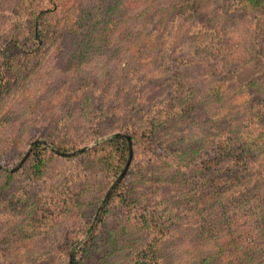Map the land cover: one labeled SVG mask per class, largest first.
Instances as JSON below:
<instances>
[{
    "label": "rangeland",
    "instance_id": "374dc122",
    "mask_svg": "<svg viewBox=\"0 0 264 264\" xmlns=\"http://www.w3.org/2000/svg\"><path fill=\"white\" fill-rule=\"evenodd\" d=\"M5 1L0 0V4H5ZM132 1L137 5L130 2L129 10L125 14L129 16L130 33L133 36L136 35V26L144 18L142 15L176 13V10L170 12L168 6L162 8L160 5L140 9L138 1L137 3L135 0ZM156 1L164 3L166 0ZM220 1L212 0L216 4ZM224 1L229 2V0ZM56 2L59 8L47 18L52 19L55 24H44L45 31L50 34L49 38L33 53L20 56V61H16L13 66V70L18 75L14 78L12 86L9 85L4 97L0 99V160L16 162L19 157L24 156L30 143L36 139L47 141V146L54 152L52 148L56 149V147L52 144V140L59 137L69 145H65L67 148L65 151L57 150L70 154L50 155L42 179L40 177L34 179L25 172L15 173L6 180L3 172L9 171L0 168V264H72L71 257L74 254L79 255L78 264H134L138 261L135 258L136 254L145 242L161 234L155 254L160 264H194L200 257L216 252L214 243L211 242L213 238L203 243L204 240L191 233L190 227L195 223L189 219L190 217L180 213L187 200V186L180 183V179H170L166 173V170H169L167 163H155L152 160L147 165L148 170L145 169L147 166L144 168L145 165L140 169L136 157L132 165L128 166L123 180L121 178L117 181L105 198L118 176L110 178L105 163L85 151L92 150L116 135L136 136L135 132L142 129L138 127L132 129L133 123L144 126L150 116L164 112L161 101L166 102L175 94L171 90L170 81L162 84L161 75H152V72L157 74L160 68L153 69L156 65L149 66L156 54L155 49L144 45L145 49L140 57L141 46L134 43V38L130 47L135 58L123 56L120 52L124 50L126 42L114 43L112 39L106 43V47L112 51L117 48V52L115 56L108 58L106 66L102 62L95 63L89 60L80 66L83 67L80 69L76 67V61L66 63L63 56L68 54L70 45L51 44L54 35L62 28L63 23L74 25L73 20L71 21L72 16L77 21L79 20L77 14H83V11L94 13L104 1L56 0ZM14 3L15 0L9 1V10L2 8L6 14L0 20L1 27L8 12L13 10ZM178 10L185 18L184 12ZM123 11L121 9L120 13ZM249 16V11L242 14L241 10L237 9L233 15L227 17L232 26V41L235 48H241L243 41H246L243 24L250 20ZM22 18L26 20L25 16ZM184 18L180 20L182 22H178L181 27L179 32L184 28L182 26L185 25ZM230 18L232 21L229 20ZM112 20L115 26L120 22L117 17ZM87 21L88 18L85 17L81 25L87 27ZM150 28L151 25L146 26V30ZM72 29L76 30L75 27ZM93 38L95 42L103 39L98 32L93 34ZM143 56L146 61L142 63ZM98 57L104 59L101 55ZM235 62L239 64L243 62L239 52L238 55L235 53L234 64ZM26 74H28L27 78L24 77ZM143 75L151 80L141 85L138 80ZM183 77L188 78L194 95L198 97V105L188 113L187 117L171 124H164V127L157 131L162 140L179 138L182 144L187 145L194 139L209 140L217 131L227 128L229 118L232 119L239 104H242L239 109L245 112L250 107L243 99L237 100L244 89L237 90L233 85H226L223 89L218 88L220 90L218 92L222 95L220 105L227 106L222 110L216 99L213 97L209 99L206 96L208 84L201 71L191 70L183 73ZM86 104L91 108L101 105L98 109L103 108V113L89 114V110L85 111L83 108ZM17 106L24 108V112L22 117L19 116L18 120H14L13 110ZM78 111L79 120L72 125L68 124V119L74 118L71 113ZM228 113L230 115L227 121L225 114ZM124 122H131L129 124L131 126L125 127ZM37 130L38 137L35 138ZM144 133L148 137V132L144 131ZM44 134H48L47 138ZM55 135L58 137H54ZM74 138L76 144L70 145V141ZM132 141L137 146L138 140ZM112 152L115 156L119 154V150ZM21 158L14 164L17 165ZM127 158L128 156L124 165ZM146 158L147 155H144L142 162L146 161ZM48 183L60 185L59 188H52ZM118 184V192L121 194L125 192L134 204L135 215L124 214L116 203L110 202L105 207L104 219L99 221L103 207ZM98 196H101V200H97ZM6 202L10 203L11 214H7L3 209V204ZM259 202L264 204V196ZM140 212L155 214L156 218L148 222L149 227L139 221ZM170 214L175 215L171 222L168 220ZM156 219H159V225L163 222V226L168 229L164 228L162 233L153 229ZM239 220L236 217L229 225L220 224L219 232L226 233L231 228L235 230L234 236H237L241 230L245 231L243 222ZM88 239H92L89 248L85 246ZM247 239L244 234L237 244L224 246L221 254L226 253L228 249L234 250L236 246L244 251ZM239 252L240 250L237 253ZM233 256H231L233 264H243L247 260L244 258L245 255H241V258L236 254ZM260 258L264 259V255ZM223 259V256L215 254L210 262L220 264Z\"/></svg>",
    "mask_w": 264,
    "mask_h": 264
},
{
    "label": "trees",
    "instance_id": "16d2710c",
    "mask_svg": "<svg viewBox=\"0 0 264 264\" xmlns=\"http://www.w3.org/2000/svg\"><path fill=\"white\" fill-rule=\"evenodd\" d=\"M9 1H5L6 5L0 4V20L6 14L4 9H10ZM103 1L104 4L98 6L94 13L83 11V14H77L79 17L77 21L72 16L71 21L73 20L74 25L63 23L62 28L57 32L58 27L55 28L56 34L51 44L70 45L68 54H64L63 58L66 63L76 61V67L80 69L83 68L80 66L89 60L107 65L108 58H112L117 52V48L112 51L106 47V43L112 39L114 43L126 42L124 50L120 51L123 56L135 58L130 47L133 38L134 43L141 46L140 57L143 55L144 45L155 49L156 54L149 66L156 65L153 69L160 68L157 74L151 71L152 75H161L162 84L170 81L171 90L175 95L168 98L166 102L161 101L164 112L150 116L144 126L133 123L132 129L138 127L142 130H135L136 136H129L132 149V161L129 167L136 157L140 163L137 165L140 169L143 165L145 168L152 160L155 163H167L169 170H166V173L170 179H180V183L187 186V200L180 213L190 217L189 219L195 223L190 227L191 233H195L193 235L204 240L203 243L213 238L211 242L214 243V250H216L214 253L198 258L199 261L194 264H211V258L215 254L224 257L220 264H233L231 256L234 254L238 258L245 255L244 258L247 260L243 264H264V259L260 258L264 255V204L259 202V199L264 196V0H229V2L221 0L217 4L212 0H166V4L156 0H135L136 3L138 1L140 9L160 5L162 8L168 6V11L176 10L175 14L161 12L152 13L149 16L142 15L144 18L136 26L135 36L130 33L129 16L125 14L129 10L130 2H134L132 0ZM58 8L56 0H15L13 10L8 12L2 27L0 25V99L7 93L9 85L12 86L14 78L18 75L13 70V66L16 61H20V56L33 53L49 38L50 34L45 31L44 24H55L52 19L47 18ZM121 9L124 11L120 13ZM178 9L184 12L185 18ZM237 9L241 10L242 14L250 12V20L243 24L246 41L241 44L242 49L234 47L232 26L227 20L228 15H233ZM22 16H25L26 20ZM85 17L88 18L87 27L81 25ZM115 17L118 21L120 20L117 26L112 23ZM183 18L185 25L182 24L184 28L179 32L181 27L178 22ZM229 20L232 21V18ZM147 25H151L149 30H146ZM95 32L100 33L104 40L95 42L93 38ZM238 52L242 55L243 62L234 64V56L235 53L238 55ZM100 55L104 59H100L98 57ZM141 61L143 63L146 58L143 56ZM191 70H199L205 76L208 84L206 96L209 99L212 97L216 99L220 109L224 110L227 106L220 105L222 95L218 92L220 91L218 88L223 89L226 85H233L237 90L244 89L245 91L238 95L237 100L243 99L245 103H249L250 107L245 112L239 109L242 105L239 104L232 119L229 118L228 129L223 128L217 131L209 140L194 139L189 145L182 144L179 138L162 140L157 131L161 130L164 124H171L187 117L188 113L198 105V97L194 95L188 78L183 77V73ZM24 77L27 78L28 74ZM150 80L143 75L138 82L143 85ZM231 96L234 97L233 94ZM99 106L101 105L91 108L86 104L83 108L85 111L89 110L88 113L91 115H100L103 113V108L98 109ZM151 106L153 107V104ZM23 112L24 108L21 109L19 106L14 108V120H18L19 116L22 117ZM77 114L80 115V112L71 113L74 118L68 119L67 123L71 125L76 123L79 120ZM229 115V113L225 114L227 121ZM130 123L124 122L123 125L131 126ZM38 130L35 138L38 137ZM144 131L148 132V137L145 136ZM47 135L44 134V137L47 138ZM135 139L138 140L137 146L132 141ZM52 144L62 151L67 150L65 145H69L60 137L52 140ZM75 144L74 138L70 141V145ZM113 150H119V154L115 156ZM85 152L91 153L90 155L95 159L104 162L105 169L108 171L107 175L115 178L121 172L128 156V140L124 135H116ZM50 155L60 156L52 152L46 144L36 143L17 170L3 172V174L6 180L15 173L25 172L34 179L41 178L46 171ZM144 155H147V158L142 162ZM16 162L11 163L3 159L0 160V165L14 166ZM148 167L145 169L148 170ZM55 183H48V186L52 188L60 184L63 186L62 182L56 185ZM119 184L103 207L99 221L104 219L105 207L110 202L116 203L124 214L135 215L134 204L125 192L123 194L118 192ZM60 193L62 194L61 191ZM100 197L98 196L97 200ZM9 205V202L3 204L7 214L12 210ZM174 216L170 214L168 220L171 222ZM154 217L153 213L148 215L140 212L138 219L143 225L149 227L148 222L153 221ZM236 217L240 219L239 222H243L245 231L241 230L237 236H234L235 230L231 228L226 233L219 232L220 224L229 225ZM158 222L159 219H156L152 228L162 233L165 228L164 223L159 225ZM244 234L248 238L244 251L236 246L234 250L228 249L226 253L221 254L224 246L237 244ZM161 235L151 237L145 242L136 254L135 258L138 261L134 264H160L155 254H157ZM91 243L92 239L86 242L85 246L89 248ZM239 250L241 255L237 253ZM78 258L79 255L74 254L71 257L72 264H78Z\"/></svg>",
    "mask_w": 264,
    "mask_h": 264
},
{
    "label": "water",
    "instance_id": "95a60500",
    "mask_svg": "<svg viewBox=\"0 0 264 264\" xmlns=\"http://www.w3.org/2000/svg\"><path fill=\"white\" fill-rule=\"evenodd\" d=\"M126 138H127V140H128V145H129V153H128L127 161H126V163H125L123 169H122L121 172L119 173L118 177L116 178L115 182H113V184L111 185V188L108 190L107 194L105 195V198L108 196L110 190H111L112 187L116 184V182L119 181V180L124 176V174H125L126 171H127L128 166H129V163H130V160H131V157H132V149H131L130 138H129L128 136H126ZM36 143H43V144L48 145L47 141H45V140H39V139L33 140V141L30 143V145H29V147H28L26 153H25L24 156L21 158V160L17 163V165H15L13 168H6V167H3L2 165H0V168L3 169V170H5V171H10V172H11V171H15L16 169H18V168L22 165L23 161H24V160L27 158V156L29 155L32 146H33L34 144H36ZM52 150H53L55 153L60 154V155H69V154H70V153H68V152H62V151H59V150H57V149H55V148H52ZM77 151H80V150H77ZM77 151H76V152H77ZM71 153L73 154L74 152H71ZM105 198H104V199H105Z\"/></svg>",
    "mask_w": 264,
    "mask_h": 264
}]
</instances>
